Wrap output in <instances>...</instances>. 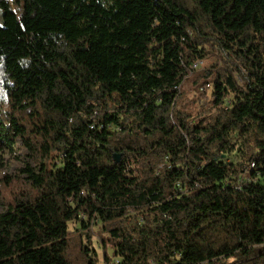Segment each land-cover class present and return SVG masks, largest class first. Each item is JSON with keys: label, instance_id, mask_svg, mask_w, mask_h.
Wrapping results in <instances>:
<instances>
[{"label": "trees", "instance_id": "16d2710c", "mask_svg": "<svg viewBox=\"0 0 264 264\" xmlns=\"http://www.w3.org/2000/svg\"><path fill=\"white\" fill-rule=\"evenodd\" d=\"M0 10V152L39 167L0 214V264H264V0Z\"/></svg>", "mask_w": 264, "mask_h": 264}, {"label": "rangeland", "instance_id": "374dc122", "mask_svg": "<svg viewBox=\"0 0 264 264\" xmlns=\"http://www.w3.org/2000/svg\"><path fill=\"white\" fill-rule=\"evenodd\" d=\"M2 22V11L0 10V25ZM215 58H207L201 60L196 66L193 74L196 75L199 69H204L213 64ZM188 84V83H187ZM185 86L187 88L186 98L190 100L194 95L192 86L188 84ZM207 95L211 92V87H208ZM25 164L38 170V166L34 163L29 155V150L17 144L12 150L5 148L0 152V178L3 176H8L9 183L5 185L4 181L0 180V214L5 212L8 208L6 202L9 201L12 197V193L23 192L29 198H33L35 191L31 188L28 182H25L26 174L22 171ZM81 221H73L69 223V238L72 244L71 254L74 258L77 257L79 253V248L77 243L79 242L80 235L85 240L86 231L80 229ZM92 232H90V248H94L97 252L98 258L101 261L103 259V253L108 255L114 262H117V258L113 257V251L108 245H104L100 239L104 235L101 230L100 223H95L92 226ZM87 256L85 259L87 260ZM231 256L226 257V260L230 261Z\"/></svg>", "mask_w": 264, "mask_h": 264}, {"label": "built area", "instance_id": "2783aa9c", "mask_svg": "<svg viewBox=\"0 0 264 264\" xmlns=\"http://www.w3.org/2000/svg\"><path fill=\"white\" fill-rule=\"evenodd\" d=\"M199 62H200V61L195 62V63L192 65V67L194 68V66H196ZM58 157H61V158H62V157H63V154H62V153L60 154V153H58V152H54V153L52 154V160H53L52 162H54V163H58V162H57V158H58ZM247 168H248V169H251L252 167H250V164H249V166H248ZM82 193H83V192H82ZM78 216H79L80 218H82V219H85L84 216H83V214H79ZM91 226H92V225H91Z\"/></svg>", "mask_w": 264, "mask_h": 264}, {"label": "water", "instance_id": "95a60500", "mask_svg": "<svg viewBox=\"0 0 264 264\" xmlns=\"http://www.w3.org/2000/svg\"><path fill=\"white\" fill-rule=\"evenodd\" d=\"M114 157H115L116 161H118V160H119V157H120V155H119V154H115V155H114Z\"/></svg>", "mask_w": 264, "mask_h": 264}]
</instances>
